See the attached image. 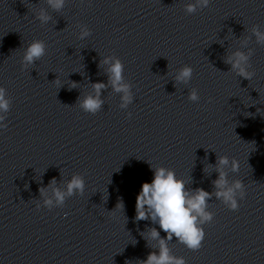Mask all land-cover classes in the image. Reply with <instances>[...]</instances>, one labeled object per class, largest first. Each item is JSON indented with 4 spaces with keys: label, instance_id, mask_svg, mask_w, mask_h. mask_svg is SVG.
<instances>
[{
    "label": "clouds",
    "instance_id": "clouds-1",
    "mask_svg": "<svg viewBox=\"0 0 264 264\" xmlns=\"http://www.w3.org/2000/svg\"><path fill=\"white\" fill-rule=\"evenodd\" d=\"M66 0H46V4L55 12H60L65 6ZM210 0H194L184 6L187 14H193L197 9L208 7ZM36 19L43 24H47L51 19V15L41 8L36 13ZM80 31L78 38L83 40L91 35V30L86 25H79ZM251 33L255 37L257 44L264 45V31L258 25H253ZM248 39H251L248 38ZM248 39L241 41V47L247 48V51L235 50L227 55L224 62L230 65V70L235 72L237 76L246 80H251L255 72L249 71L251 68L250 58L253 55V49L248 48ZM46 54V44L43 40L35 39L28 44L22 56V67L27 68L34 64ZM102 64L108 65L107 83H92V92L85 95L83 99H78V106L86 113L96 114L101 110L104 100L101 98L103 90L111 88L115 93L120 94L121 109H127L128 105L133 101L132 85L125 81L124 64L116 56H106L101 61ZM193 76V68L185 65L175 74L176 83L188 84ZM57 84L60 83L56 79ZM71 88H77V83L73 82ZM188 99L192 102H198L200 97L198 91L193 88L189 92ZM211 97L209 102H211ZM11 108V98L8 97L6 89L0 86V129H6L8 125L4 123L6 115ZM131 117V113H128ZM215 166L218 178L212 183L214 192L205 191L203 188L188 189L186 181L178 178L175 171L165 167L152 168L154 178L151 183L144 182L141 190L136 197L135 202V220L148 221L152 224H158L159 228L166 233V238L160 236V231L156 227L146 228L140 235L146 241H156L153 247L149 243V247L155 249L147 255L145 260L138 261V264H186L183 257L175 256L171 253L169 242L176 238V241L186 246L189 250L198 251L202 247L205 239V231L203 225L213 221L214 214L208 211V201L213 197L221 200L230 210L239 209L237 197L243 200L246 191L244 183L237 179L229 184L228 173L224 171L226 167H231L232 172H238L240 168L239 161L235 158L229 159L228 156H219ZM56 180L53 178L49 182L52 189V196H47V189L41 188L42 196L46 198L43 205L48 209L53 207H63L67 197L79 194L83 195L85 190V180L83 175L74 174L68 181L66 188L61 190L55 187ZM40 204H37L39 209ZM116 208L124 210V204L121 200ZM115 208V209H116Z\"/></svg>",
    "mask_w": 264,
    "mask_h": 264
}]
</instances>
